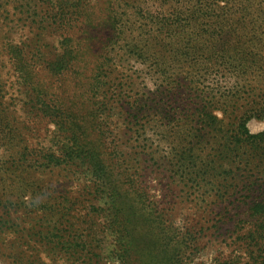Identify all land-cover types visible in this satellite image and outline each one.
<instances>
[{"label":"rangeland","instance_id":"obj_1","mask_svg":"<svg viewBox=\"0 0 264 264\" xmlns=\"http://www.w3.org/2000/svg\"><path fill=\"white\" fill-rule=\"evenodd\" d=\"M259 202L264 0H0V264H248Z\"/></svg>","mask_w":264,"mask_h":264},{"label":"trees","instance_id":"obj_2","mask_svg":"<svg viewBox=\"0 0 264 264\" xmlns=\"http://www.w3.org/2000/svg\"><path fill=\"white\" fill-rule=\"evenodd\" d=\"M220 0H214V3H218ZM234 1V0H229ZM246 1V0H243ZM55 17V24L56 29L62 31L69 28L70 19H65V10L62 9L61 11H57L54 15ZM60 19V21H57ZM67 42L72 43L73 38L65 36ZM246 130V129H245ZM95 135L93 138L92 135ZM245 134L247 135L248 139H253L255 143H257L260 135H251L246 130ZM72 138L73 145H69L68 147L58 145L56 148H47L38 151L36 154V158H43L45 161L37 166L38 168H48L49 166H61V165H70L73 166L77 161H82V164L88 166L90 170L93 169V175L95 176L96 180H102L105 176L102 174L104 168V160L102 158L103 151H105V144H106V134H95L94 132H89L88 129L85 131H75L73 135L69 136ZM85 162V163H84ZM88 163V164H87ZM90 164V165H89ZM111 200L114 202V197L110 194ZM258 207H260V212L256 213L250 207L249 213L250 217L253 220V225L249 226L247 232L242 236L240 235V241H243L244 250L247 251L248 256H245V259L248 260V264H264V210H261V202ZM120 243L123 242V237H120ZM178 248L176 257L178 260L180 256H185L187 250L189 248L188 239L186 237H181L178 240ZM117 250H122V245H117ZM166 260H161L159 264H173V262L168 261L171 260V257L165 256ZM244 258V255H243ZM163 262V263H162ZM127 263V262H125ZM177 264H181L182 262H176ZM221 264V263H218Z\"/></svg>","mask_w":264,"mask_h":264}]
</instances>
